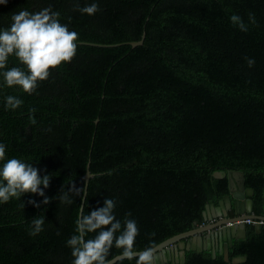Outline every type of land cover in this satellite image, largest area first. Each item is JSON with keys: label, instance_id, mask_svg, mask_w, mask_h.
Masks as SVG:
<instances>
[{"label": "trees", "instance_id": "trees-1", "mask_svg": "<svg viewBox=\"0 0 264 264\" xmlns=\"http://www.w3.org/2000/svg\"><path fill=\"white\" fill-rule=\"evenodd\" d=\"M92 0H7L0 27L13 13L52 6L78 33L76 55L50 70L29 95L0 89V142L8 157L51 174L42 197L25 194L0 204V264H71L66 240L83 210L116 201V218L137 222L136 251L204 222L209 203L229 192L219 170L245 174L254 211L264 208V0H96L94 15L79 6ZM238 15L247 31L230 21ZM250 14L252 19H250ZM133 46L132 42L142 40ZM247 58L253 59L249 67ZM16 64L11 58L9 66ZM23 103L5 110L4 97ZM72 203H61L59 192ZM24 204V206H23ZM45 218L31 235L29 221ZM230 259L188 250L184 263L264 264V226H247ZM94 235V234H89ZM120 255L113 247L109 260ZM247 260L233 263L232 258ZM136 257L114 264H135Z\"/></svg>", "mask_w": 264, "mask_h": 264}, {"label": "clouds", "instance_id": "clouds-1", "mask_svg": "<svg viewBox=\"0 0 264 264\" xmlns=\"http://www.w3.org/2000/svg\"><path fill=\"white\" fill-rule=\"evenodd\" d=\"M6 3L7 0H0V5ZM76 6L82 14L90 16L99 10L96 0L82 7L78 3ZM59 17L60 13L53 11L49 4L35 12L21 9L12 14V23L8 28L0 27V89L15 88L31 95L37 90L38 83L49 77L51 69L72 60L76 55L78 33L69 30ZM229 19L241 31H247L238 15L232 14ZM11 58L16 60L13 66H9ZM254 62L247 58L249 67ZM22 103L19 96L4 97L5 110H15ZM40 172L33 162L15 156L8 157L5 144L0 142V204L10 199L22 200L25 194H33L42 199L39 202L30 199L29 203L35 207L47 205L51 198L45 194V189L49 187L52 175H41ZM70 191L79 193L80 187L72 185L67 190H60L58 199L61 203L73 202L68 195ZM115 207L116 201L105 197L102 206L79 215L74 221L76 234L65 242L73 257L71 264H110L109 253L113 247L119 249L120 254L128 260L136 257L134 245L139 233L137 222L129 218V213L122 223L121 219L116 218ZM44 220V217L37 216L29 221L31 235L43 230ZM153 260V250L147 247L139 253L135 264H153Z\"/></svg>", "mask_w": 264, "mask_h": 264}, {"label": "water", "instance_id": "water-1", "mask_svg": "<svg viewBox=\"0 0 264 264\" xmlns=\"http://www.w3.org/2000/svg\"><path fill=\"white\" fill-rule=\"evenodd\" d=\"M144 38L145 33L142 40L132 42V45L137 46L143 44ZM92 176L93 174L90 172L88 165L86 174L84 175L86 186L82 199L80 215L82 213L87 194V185ZM214 177L227 178L229 183V192L219 201V206H216L214 203H209L206 206L204 219L207 220L206 217L210 212L209 210H216L217 215L215 216H220L224 219H221L218 223L196 226L189 231L176 234L159 243L152 248L154 257L153 264H165L168 261L173 263H184L186 260V252L188 250L198 252L203 250L210 251L213 257L219 254L223 255L226 261H229L230 249L233 248L235 240L245 239L247 236L248 228L245 224L236 223L237 220L245 219L248 216L264 218V208L262 215H258L254 211V203L252 199L254 189L246 188L244 172L238 170H219L214 172ZM230 213L234 214V216L231 217ZM254 229L257 233H260L262 231V225L257 223L254 225ZM177 245L181 248V251L178 253L174 250V247ZM140 252L142 251H136V256H138ZM122 259H125V257L120 254L109 261L110 264H114ZM246 260V255H239L232 258L233 263H240Z\"/></svg>", "mask_w": 264, "mask_h": 264}, {"label": "flooded vegetation", "instance_id": "flooded-vegetation-1", "mask_svg": "<svg viewBox=\"0 0 264 264\" xmlns=\"http://www.w3.org/2000/svg\"><path fill=\"white\" fill-rule=\"evenodd\" d=\"M238 188V187H237ZM246 188H248V187H246ZM254 196V195H253ZM253 196H252V199H253ZM253 203H254V201H253ZM216 205V204H215ZM216 206H219V203L216 205ZM254 207H255V204H254ZM206 210V209H205ZM210 212L207 214V217H206V219L207 220H205V222H203L202 224H214V223H218L221 219H224L223 217H220V216H215V215H217V211L215 210V211H211V210H209ZM232 213H233V211H232ZM230 216L231 217H233L234 216V214H231L230 213ZM209 217H210V219H209ZM201 224V225H202ZM221 227V226H220ZM174 250L178 253V252H180L181 251V248L179 247V245H177V246H175L174 247ZM172 251V250H171ZM173 252V251H172Z\"/></svg>", "mask_w": 264, "mask_h": 264}, {"label": "built area", "instance_id": "built-area-1", "mask_svg": "<svg viewBox=\"0 0 264 264\" xmlns=\"http://www.w3.org/2000/svg\"><path fill=\"white\" fill-rule=\"evenodd\" d=\"M245 221L249 222L250 224H262L264 225V218H257V217H253V216H248L246 219H244Z\"/></svg>", "mask_w": 264, "mask_h": 264}, {"label": "bare ground", "instance_id": "bare-ground-1", "mask_svg": "<svg viewBox=\"0 0 264 264\" xmlns=\"http://www.w3.org/2000/svg\"><path fill=\"white\" fill-rule=\"evenodd\" d=\"M247 218V217H246ZM245 218V219H246ZM236 223H242V224H245L246 225V227L248 226V225H255V224H250L249 222H247V221H245L244 219H242V220H237V222ZM257 224V223H256ZM259 224V223H258ZM201 225V224H200ZM260 225H262V224H260ZM199 226V225H198ZM264 225H262V227H263ZM248 228V227H247Z\"/></svg>", "mask_w": 264, "mask_h": 264}, {"label": "crops", "instance_id": "crops-1", "mask_svg": "<svg viewBox=\"0 0 264 264\" xmlns=\"http://www.w3.org/2000/svg\"><path fill=\"white\" fill-rule=\"evenodd\" d=\"M257 214V213H256ZM263 214V211L261 212V214H258V215H262Z\"/></svg>", "mask_w": 264, "mask_h": 264}]
</instances>
